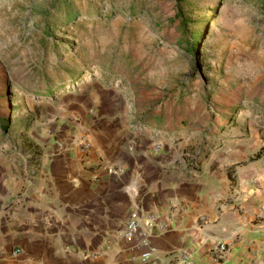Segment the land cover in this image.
<instances>
[{
    "label": "rangeland",
    "instance_id": "rangeland-1",
    "mask_svg": "<svg viewBox=\"0 0 264 264\" xmlns=\"http://www.w3.org/2000/svg\"><path fill=\"white\" fill-rule=\"evenodd\" d=\"M261 3L188 0L182 25L176 0H0V145L38 148L84 115L113 123L170 167L221 172L223 202L256 198L262 236Z\"/></svg>",
    "mask_w": 264,
    "mask_h": 264
},
{
    "label": "crops",
    "instance_id": "crops-1",
    "mask_svg": "<svg viewBox=\"0 0 264 264\" xmlns=\"http://www.w3.org/2000/svg\"><path fill=\"white\" fill-rule=\"evenodd\" d=\"M77 120L38 148L0 145V264H254L264 255L257 199L223 202L221 172L170 167L153 141L144 150L113 123ZM131 218L138 227L126 241ZM216 242L226 250L213 261Z\"/></svg>",
    "mask_w": 264,
    "mask_h": 264
},
{
    "label": "built area",
    "instance_id": "built-area-1",
    "mask_svg": "<svg viewBox=\"0 0 264 264\" xmlns=\"http://www.w3.org/2000/svg\"><path fill=\"white\" fill-rule=\"evenodd\" d=\"M239 203H240L239 201H236V202L233 203V206L235 208L239 209L240 208V204ZM150 218H152L151 215H150ZM137 227H138L137 220L135 218L129 219L125 223V225L122 228V230L120 231L121 237L124 240H126V241H130L133 238V236H134V234H135V232L137 230ZM225 250H226V246H225V244L223 242H216L215 245H214L213 251L210 254L212 260L213 261L219 260L222 257L223 253L225 252ZM12 252L13 253H17L18 249L15 248ZM149 252H150V250L141 252L140 253L141 258H146L148 256Z\"/></svg>",
    "mask_w": 264,
    "mask_h": 264
},
{
    "label": "trees",
    "instance_id": "trees-1",
    "mask_svg": "<svg viewBox=\"0 0 264 264\" xmlns=\"http://www.w3.org/2000/svg\"><path fill=\"white\" fill-rule=\"evenodd\" d=\"M188 3V0H176V5H175V17L180 19L181 24L183 25L185 20H184V12L182 11V6H185ZM261 5L264 7V0H262ZM190 39V40H188ZM188 46L185 49L187 51H195V46L197 43V39L195 38H188ZM264 154V144H262L261 146H259L255 151H254V155L252 156V158L250 160H256L257 158H259L260 156H262Z\"/></svg>",
    "mask_w": 264,
    "mask_h": 264
}]
</instances>
